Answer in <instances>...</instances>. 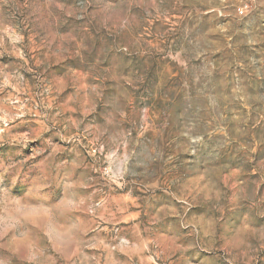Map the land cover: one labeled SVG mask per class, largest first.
Masks as SVG:
<instances>
[{
  "label": "rangeland",
  "instance_id": "374dc122",
  "mask_svg": "<svg viewBox=\"0 0 264 264\" xmlns=\"http://www.w3.org/2000/svg\"><path fill=\"white\" fill-rule=\"evenodd\" d=\"M0 264H264V0H0Z\"/></svg>",
  "mask_w": 264,
  "mask_h": 264
}]
</instances>
